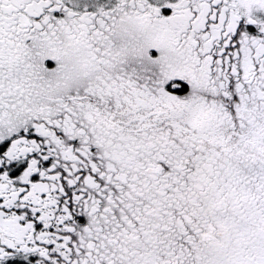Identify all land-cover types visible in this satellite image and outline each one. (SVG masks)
<instances>
[{
	"label": "snow or ice",
	"instance_id": "6c2138e0",
	"mask_svg": "<svg viewBox=\"0 0 264 264\" xmlns=\"http://www.w3.org/2000/svg\"><path fill=\"white\" fill-rule=\"evenodd\" d=\"M0 264H264V0H0Z\"/></svg>",
	"mask_w": 264,
	"mask_h": 264
}]
</instances>
